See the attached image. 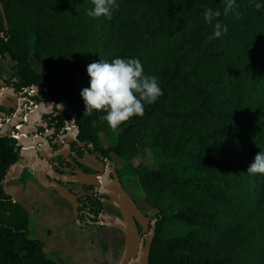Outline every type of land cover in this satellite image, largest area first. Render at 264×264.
Returning a JSON list of instances; mask_svg holds the SVG:
<instances>
[{"label":"trees","instance_id":"trees-1","mask_svg":"<svg viewBox=\"0 0 264 264\" xmlns=\"http://www.w3.org/2000/svg\"><path fill=\"white\" fill-rule=\"evenodd\" d=\"M232 2L225 14L228 0H116L108 19L86 14L92 0H0V59L15 61L17 88L74 99L91 143L107 123L106 113H84L89 64L138 58L157 78L163 94L121 124L106 150L133 159L147 142L162 154L138 170L156 218L149 264H264V175L247 173L264 152V0ZM205 8L221 14L209 24ZM217 22L227 31L210 39ZM15 143L0 136V264H58L28 236L27 210L3 191L19 159Z\"/></svg>","mask_w":264,"mask_h":264},{"label":"water","instance_id":"water-1","mask_svg":"<svg viewBox=\"0 0 264 264\" xmlns=\"http://www.w3.org/2000/svg\"><path fill=\"white\" fill-rule=\"evenodd\" d=\"M0 13L3 17L4 29H6L7 22L1 4ZM32 89L42 90L47 94L44 87L33 86ZM23 102L14 88L7 86L3 78H0V136L15 139L19 158L29 163L30 170L42 187L52 189L70 205L78 225L80 224L78 217L81 214L79 198L84 193L72 192L66 184L88 185L92 189V195L101 196V202L112 205L120 211V216L106 212L100 213L95 222L89 223L113 228L122 233L123 245L115 264H149L150 246L156 228L154 212L146 215L138 208L135 201L121 187L114 170H111L114 179L107 176L101 178L98 175L85 174L81 171L64 173L56 161V159L65 158L69 151V143L75 140L78 132V127L74 122L77 116L75 108L65 104L63 108H60L55 104L61 103L56 102L50 96L38 103L23 104ZM59 113L68 117L65 121L68 130L58 140L50 142L47 137L51 130L39 134L38 128L45 127L44 116H55Z\"/></svg>","mask_w":264,"mask_h":264},{"label":"clouds","instance_id":"clouds-1","mask_svg":"<svg viewBox=\"0 0 264 264\" xmlns=\"http://www.w3.org/2000/svg\"><path fill=\"white\" fill-rule=\"evenodd\" d=\"M92 4L94 8L86 13L89 17L105 16L111 19L112 11L118 8L116 0H92ZM233 6L232 0H228L224 13L227 14ZM220 14L218 10L205 8L203 19L211 24L213 18ZM226 31L227 26L217 22L210 39L218 38ZM87 74L90 85L80 93L85 105L84 113H106L99 118L114 132L133 116L142 117L145 105L154 103L163 94L157 78L144 73L138 58H116L111 63L94 62L87 66ZM55 105L63 108L62 103ZM247 173L264 175V152L255 155Z\"/></svg>","mask_w":264,"mask_h":264},{"label":"rangeland","instance_id":"rangeland-1","mask_svg":"<svg viewBox=\"0 0 264 264\" xmlns=\"http://www.w3.org/2000/svg\"><path fill=\"white\" fill-rule=\"evenodd\" d=\"M30 61L33 64V67L38 70L40 67L39 62L35 61L33 57H30ZM14 64L15 61L11 56L8 54L5 55L3 61L0 60V75H10L11 71L14 70ZM64 103L74 107L79 112L83 111L72 98H67ZM98 130V142L101 145L107 146L115 142L116 135L107 124L100 125ZM161 158L162 154L159 149L150 147L147 142H144L142 152L139 156L130 159L128 155H125L119 162L122 166V173L124 175L123 183L126 190L135 199L141 211L146 215L153 213V209L144 202V194L138 179V170L143 166L155 167L157 161ZM4 189L5 191L12 193V195H14L15 192L20 193L24 201L23 204L27 205L29 208L31 226L35 228L37 237L46 238L45 235H47L48 230L51 229L52 234L48 237L47 249L50 250L48 245H53L54 248L57 249L55 250L57 253H53L52 256H54V258L57 257L58 259H56L58 262H61L64 258L63 254L60 253V249L57 248L58 243L66 238H72L73 241H69L68 245L77 247L76 260L72 262L68 261L67 258L65 264H67L66 262H68V264H102L100 254L97 255L95 249L92 250L89 248L91 240H96V238L90 237L91 234L86 232H78L77 234L75 233V235H69L71 232L69 226L66 227L63 218L58 215L60 213L58 207L54 205L53 201H50L47 194L44 192L38 193L29 185H25L23 189H16V184L10 181L5 182ZM74 225H78L76 221H74ZM103 231L111 232V230ZM164 232L166 234V229ZM121 245L122 241L119 244V247H121ZM66 249L68 248H65V250ZM91 251L93 252L92 254Z\"/></svg>","mask_w":264,"mask_h":264},{"label":"flooded vegetation","instance_id":"flooded-vegetation-1","mask_svg":"<svg viewBox=\"0 0 264 264\" xmlns=\"http://www.w3.org/2000/svg\"><path fill=\"white\" fill-rule=\"evenodd\" d=\"M2 36H3V33L0 30V37ZM0 60L3 61V59H0ZM0 78H3V81L5 82L7 86L14 88L15 92L18 93L19 98H21L24 101L23 104H29L32 102L38 103L33 98L34 96L38 95L39 92L42 90H38V91L33 90L32 87L36 85H32L31 87H25L23 89L17 88L16 86L17 80L16 78L13 77V70L11 71L10 75L1 74ZM42 92L44 93L45 96H44V99H42L41 101H45L47 96H50V95L48 94V92L47 94L44 91ZM53 100L58 102L56 99H53ZM62 104H65V103H62ZM77 116H78V112H77ZM76 118L74 122H75V125H77L78 127V132L75 135V140L69 143V151L67 155L65 156V158L63 160L56 159L60 168H62L64 173H72L74 171H81L82 173H85V174L98 175L101 178H104L107 176L110 179H114V175L112 174V171H111V170H114V172L117 174L118 181L121 187L123 188V190L135 201V199L128 193V191L126 190L124 186V183H123L124 175L122 173V166L119 164V162L121 161L120 158L115 156L113 152L106 151L109 145L103 146L99 142H97L96 144L91 143L87 139H85L82 135H80V129H79L78 124L76 123ZM43 119H44L43 123L45 124V127H39L38 133L42 134L44 131L51 130L50 135L47 137L48 141L51 142L55 139L58 140V138L61 135L66 134L68 130L67 129L68 125L65 122L68 119L66 115L59 113L55 116H52V115L44 116ZM69 127H72V126L69 125ZM53 168H55V166H53ZM66 187H68L72 192L84 193L79 198V201L81 203V206L79 207V211H81V214L78 217L80 221V224L78 226L82 228L100 227V226L91 225L89 223L95 222L97 220L98 214L103 213V212L116 215V216L121 215L120 211L116 207L106 204L105 202H101L100 201L101 196H95L94 194L92 195L91 194L92 189L90 186L79 184V183H71V184H66ZM135 203L137 204L136 201Z\"/></svg>","mask_w":264,"mask_h":264},{"label":"crops","instance_id":"crops-1","mask_svg":"<svg viewBox=\"0 0 264 264\" xmlns=\"http://www.w3.org/2000/svg\"><path fill=\"white\" fill-rule=\"evenodd\" d=\"M10 181L16 184V189L18 188H24L25 185H29L32 189H35L36 192L42 193L44 192L47 194L48 198H50V201H53L54 205L58 207L59 209V216L63 218L64 223L66 224V227L69 226L70 233L69 235H75L78 232H86L88 234H91L90 237L96 238V240L92 239L90 242L89 248L92 250H96L97 255L100 254L102 264H115L119 258L122 245H123V235L120 231L108 228V227H86L82 228L78 225H74L73 215L71 211L70 205L63 199H61L56 192H54L52 189L44 188L42 187L35 179L34 173L29 168V163L23 159H18L13 165L10 166L8 172L6 173L5 177L2 180V188L3 191L11 197V200L13 202H17L21 204L28 212L29 216V225L30 230L28 236L30 238H37L44 244V251L46 252L47 256L51 258L52 260L56 261L58 264H65L66 259L68 258V261H75L76 260V249L77 247L68 245L69 241H73L72 238H65L62 242L58 243V247L60 249V253L63 254L64 258L61 262H58V258H54L53 253H57V249L54 248L53 245H48L50 247V250L47 249V240L48 237L52 234L51 229L48 230V233L46 238L37 237V232L33 226H31L30 222V213L29 208L27 205L23 204V198L20 195L19 192H15L14 195L12 193L5 191L4 186L5 182ZM39 186V187H38ZM43 188V189H41ZM43 190V191H42ZM57 227V226H56ZM103 230H111L110 231H103ZM113 236V237H112ZM68 239V240H67ZM122 241L121 247H119V244ZM66 245V246H65ZM65 248H68L65 250ZM119 248V249H118ZM52 249V250H51ZM93 252L91 251V254ZM53 257V258H52ZM74 258V259H72ZM68 264V262H66Z\"/></svg>","mask_w":264,"mask_h":264}]
</instances>
